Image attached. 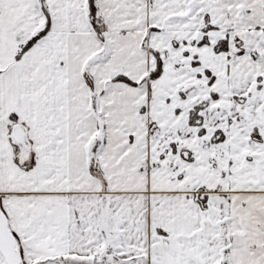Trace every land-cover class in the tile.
<instances>
[{
  "label": "snow or ice",
  "instance_id": "6c2138e0",
  "mask_svg": "<svg viewBox=\"0 0 264 264\" xmlns=\"http://www.w3.org/2000/svg\"><path fill=\"white\" fill-rule=\"evenodd\" d=\"M0 264H264V0H0Z\"/></svg>",
  "mask_w": 264,
  "mask_h": 264
}]
</instances>
